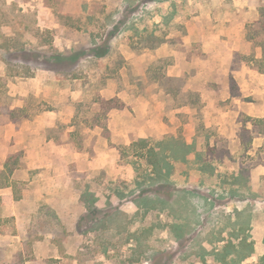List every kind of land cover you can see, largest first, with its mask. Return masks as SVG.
Listing matches in <instances>:
<instances>
[{"label":"rangeland","instance_id":"rangeland-1","mask_svg":"<svg viewBox=\"0 0 264 264\" xmlns=\"http://www.w3.org/2000/svg\"><path fill=\"white\" fill-rule=\"evenodd\" d=\"M215 3L0 0L2 128L13 113L16 120L11 123L23 124L26 117L18 110L35 106L32 113L38 110L46 121L55 122L47 133L57 139L58 145L84 150L92 136L90 124L106 128L111 111L120 109L109 108L107 98L103 97L110 96L117 87L135 99L139 94L134 95L133 90L148 101L160 102L164 122H174L172 136L147 139L159 157L164 158L160 165L165 184L147 185L145 177L158 175L138 157L142 151L132 146L121 150V165H130L123 178L88 179L71 166L69 187L91 193L95 213L87 211L80 219L79 239L66 238L63 226L54 227L60 236L56 246L61 258L38 261L29 255L26 259H31V264H76L75 257L78 264H243L244 260L238 263L234 258L239 249L244 254L258 252L257 260L247 264H264V207L260 205L264 203V175L261 170L255 172V180L263 184L261 192L247 193L248 169L257 161L247 159L245 146H231L219 139L215 125L226 116L217 111L233 104L227 93L233 95L236 88L226 80L214 82L215 87L210 82H189V76L183 81L176 76L168 84L165 81L168 90L182 86H189L191 91L204 90L200 107L193 108L181 106L185 99L173 93H160L168 71H180L176 66L181 65L179 54L184 51L185 28L200 24L198 20L204 19L205 11L218 15L221 9L215 8ZM166 46L176 55L173 59L156 60V52H163ZM25 49V54L21 53ZM32 52L39 53L41 58L35 59ZM54 55L62 59L54 60ZM25 66L34 68L33 77L25 75ZM113 100V106L119 104L118 99ZM49 112L52 114L48 115ZM181 123L191 125L185 128ZM195 131L200 132V140L184 153L187 144L182 139L188 140ZM2 146L6 148L4 143ZM171 148L175 149V156ZM235 150L238 153H233ZM191 153L193 159L187 162ZM260 162L264 164V160ZM16 165L17 162L13 164ZM148 186L151 188L144 190ZM141 191L151 199L132 203ZM247 201L250 206L254 204L255 221L254 227L248 228L244 224L246 209L243 213L238 209ZM199 213L205 215L204 219ZM104 218L107 219L102 226L99 221ZM43 223L53 225V220L48 216L37 225ZM253 237L256 239L252 240ZM26 259L17 254L7 260L10 264H25Z\"/></svg>","mask_w":264,"mask_h":264},{"label":"crops","instance_id":"crops-1","mask_svg":"<svg viewBox=\"0 0 264 264\" xmlns=\"http://www.w3.org/2000/svg\"><path fill=\"white\" fill-rule=\"evenodd\" d=\"M214 1V7L221 11L218 15L205 11L202 13L204 19L198 20L200 24L192 29L190 26L185 28L186 37L182 40L184 51L179 54L181 65L176 66L180 71L175 73L170 66L165 80L176 76L183 81L189 76V82H210L213 87L217 81L232 82L236 91L233 95L229 91L227 95L232 98L233 104L217 111L226 114L216 121L217 137L225 139L231 146H245L247 159L257 161L248 169L250 182L245 190L247 193H260L263 184L255 180V172L261 170V175H264V164L260 162L264 160V0ZM165 48L163 52H156V60L173 59L176 55L168 46ZM161 86V94H171L164 82ZM185 90L191 91L189 86ZM133 91L134 95L139 94L136 99L118 87L110 96L103 94L107 100L118 99L121 105L116 108L120 109L111 111L106 128L90 124L92 136L81 151L73 150L69 145H58L57 139L47 133V129L55 127V122L46 121L40 113L26 117L23 124L10 122L3 128L0 125V264H10L8 257L17 254L25 259L29 255L37 260L60 259L56 246L60 236L53 230L56 226L65 228L68 239L81 237L79 221L88 209L80 204L84 190L68 185L71 166L88 179L123 178L130 171V165L124 162L121 165L122 147H131L140 140L167 138L174 133V122H164L161 103L148 101L139 91ZM192 92L200 97L206 94L200 88ZM212 97H215L214 94ZM212 107L217 109L215 105ZM180 125L187 128L191 124ZM199 133L195 131L188 140L182 141L190 147L200 140ZM212 137L216 139V134ZM190 159H193L192 153L187 162ZM16 162L17 165L13 166ZM3 175L6 178L3 179ZM146 194L142 195L141 191L132 203L151 199L146 198ZM249 202L238 208L240 213L246 209L244 224L247 228L255 225L254 204L250 206ZM260 205L264 207V203ZM199 214L204 219L205 215ZM48 216L53 225H37ZM106 219L99 223L104 226ZM243 251L237 250L234 256L238 263L257 260L258 252L255 255L253 251L250 254ZM227 255L223 258L226 259ZM29 260L26 259L25 264H29ZM75 260L78 264L76 257Z\"/></svg>","mask_w":264,"mask_h":264},{"label":"trees","instance_id":"trees-1","mask_svg":"<svg viewBox=\"0 0 264 264\" xmlns=\"http://www.w3.org/2000/svg\"><path fill=\"white\" fill-rule=\"evenodd\" d=\"M25 52H26V49L21 51V53H24V54H25ZM32 53L33 54L31 56L34 57L35 59H40L41 58L39 53H37V52H32ZM53 59L60 61L62 58H60L59 55H54ZM47 61H49L48 58H47ZM25 68H27V73L25 75L28 76V77H33V73L31 72V69H34V68H30V66H27V67L25 66ZM174 80H175L174 78L173 79L172 78H168L167 81L164 80V83L166 81V84H168L170 81H174ZM173 89H175V88H173ZM173 89L171 90L170 87H169V90H168L169 93H171V94L173 93V94L177 95V97H181V99H185L184 101L181 102V104L188 105L190 107H200L199 105L201 103V97H200V95L198 93L192 92V91H188L187 92L185 90V87H183V86L180 87V88H177V90H173ZM115 102H116V100H108L105 103L107 105H110L109 108L120 107L121 104H116V105L113 106V103H115ZM34 107L35 106H31V107L29 106L27 108L23 107V108L19 109L18 112L23 114L25 117H34L39 112L38 110H36L35 112L32 113V111H34ZM30 111H31V113H30ZM12 120H16V117H15L14 113L11 114V116L6 120V122L9 123ZM161 146H162V144H161ZM132 147L133 148H139L142 151V153L140 155H138V157H140L141 159H144L146 161L147 165L149 167H152V172L154 174L158 175L155 178H152V177L147 178V177H145V182L147 183V185L160 183V182L165 184L166 181L161 178L162 177L161 176L162 175L161 174L162 166L160 165L161 164V160H164V158L162 157V159H161L159 157V152L157 151V149L155 147L151 146L147 140H140L138 142H135L134 144H132ZM159 147H160V145H159ZM184 149H185L184 153H188L190 148H189V146L186 145V146H184ZM145 150H146V152H145ZM170 151H171V154H173L174 156L177 154L175 152V149H173V148H171ZM150 188H151V186H148L145 189H150ZM143 195H145V193ZM90 199H91V195L90 194L83 193L82 196H81V202H83L85 204V206L87 207L89 212L94 214L96 209L93 208V205H91Z\"/></svg>","mask_w":264,"mask_h":264}]
</instances>
